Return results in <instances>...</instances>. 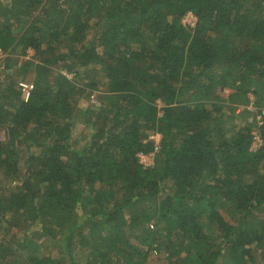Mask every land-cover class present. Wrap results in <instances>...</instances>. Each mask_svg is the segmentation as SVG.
I'll return each mask as SVG.
<instances>
[{
  "label": "trees",
  "instance_id": "1",
  "mask_svg": "<svg viewBox=\"0 0 264 264\" xmlns=\"http://www.w3.org/2000/svg\"><path fill=\"white\" fill-rule=\"evenodd\" d=\"M0 52V264H264V0H0Z\"/></svg>",
  "mask_w": 264,
  "mask_h": 264
},
{
  "label": "rangeland",
  "instance_id": "2",
  "mask_svg": "<svg viewBox=\"0 0 264 264\" xmlns=\"http://www.w3.org/2000/svg\"><path fill=\"white\" fill-rule=\"evenodd\" d=\"M186 23L189 24V22H187V21H186ZM69 76H70V75H69ZM219 92H220L222 95L226 96V95L229 93V90L226 89V88H221V89L219 90ZM94 95H95V94H94ZM96 95H97V94H96ZM89 100H91V98L89 99V98L87 97V95L84 94V95L78 100L77 103H78L79 107L84 108L86 105H88ZM92 100H95V98L92 99ZM90 103H91V101H90ZM241 107H242L241 105L237 106L236 109H235V111H236V112H239V111L242 109ZM247 107H248V108H251L252 105H249V106H247ZM90 136H91V128L88 127V126L84 123V121H82V120L80 119L79 121H77L76 123H74L73 130H72V135H71V142H72V145H73L75 148L80 149L81 147H83L84 144L88 143V140L90 139ZM153 138H154V140H155L156 142H158L160 136H159V135H155ZM143 156H144V155H143ZM20 162H21V164H22L23 160H21ZM150 162H151V160H149V159H148V160H147V159L145 160V164H146V165L150 164ZM44 243H45V247H46V248H47L48 246L51 245V242L48 241V240H47V242L45 241ZM50 249H51L52 255H54V256L57 255V250L53 249L51 246H50ZM50 249H49V250H50ZM17 264H26V263H25V261H24L22 258H20V259H19V263H17Z\"/></svg>",
  "mask_w": 264,
  "mask_h": 264
},
{
  "label": "built area",
  "instance_id": "3",
  "mask_svg": "<svg viewBox=\"0 0 264 264\" xmlns=\"http://www.w3.org/2000/svg\"><path fill=\"white\" fill-rule=\"evenodd\" d=\"M195 20H196V17L191 13V12H188L185 17L183 18V22L186 23L189 22L190 25H194L195 24ZM3 57V53L0 52V60L1 58ZM18 87L20 88L23 96H24V99L27 100L29 95H30V92L33 88V83L31 81H26V80H20L18 82ZM264 115V108L262 110H260V112L257 114V119H261L260 117ZM262 141H261V138L259 136L258 133H254L253 134V143H252V147H259L261 145ZM141 157V161L143 163H145V160H146V157H144L142 154L140 155Z\"/></svg>",
  "mask_w": 264,
  "mask_h": 264
}]
</instances>
